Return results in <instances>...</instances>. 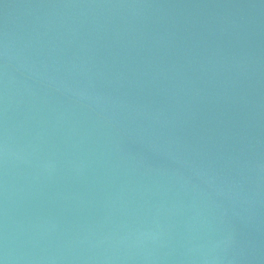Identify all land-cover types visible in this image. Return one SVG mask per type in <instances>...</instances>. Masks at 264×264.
Segmentation results:
<instances>
[{
  "label": "water",
  "instance_id": "1",
  "mask_svg": "<svg viewBox=\"0 0 264 264\" xmlns=\"http://www.w3.org/2000/svg\"><path fill=\"white\" fill-rule=\"evenodd\" d=\"M0 264H264V0H0Z\"/></svg>",
  "mask_w": 264,
  "mask_h": 264
}]
</instances>
